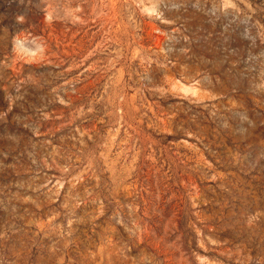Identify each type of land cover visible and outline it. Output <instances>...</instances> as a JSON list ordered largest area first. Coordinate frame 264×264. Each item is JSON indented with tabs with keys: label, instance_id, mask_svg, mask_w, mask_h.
Listing matches in <instances>:
<instances>
[{
	"label": "rangeland",
	"instance_id": "rangeland-1",
	"mask_svg": "<svg viewBox=\"0 0 264 264\" xmlns=\"http://www.w3.org/2000/svg\"><path fill=\"white\" fill-rule=\"evenodd\" d=\"M0 264H264V0H0Z\"/></svg>",
	"mask_w": 264,
	"mask_h": 264
}]
</instances>
